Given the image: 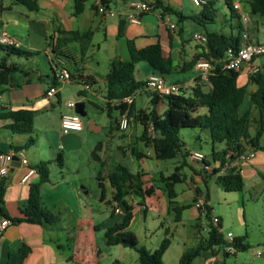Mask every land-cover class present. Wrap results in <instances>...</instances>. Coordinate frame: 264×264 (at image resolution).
Segmentation results:
<instances>
[{
  "label": "crops",
  "instance_id": "obj_1",
  "mask_svg": "<svg viewBox=\"0 0 264 264\" xmlns=\"http://www.w3.org/2000/svg\"><path fill=\"white\" fill-rule=\"evenodd\" d=\"M34 1L39 6V9L36 11L29 10L26 6L15 0H0V34L4 32L13 34L17 40L19 39L17 41L19 44L18 48L27 52L42 53L44 56L42 58H45L44 63H42L41 60H38L40 56L28 57L26 58L28 64H16L12 63L9 60L10 58L8 59V63L18 65L21 68V72L16 74L12 84L0 86V98L3 102V107H0V110L2 112L21 109L34 111V124L37 123V120H40L38 125L41 126L42 132L46 135L47 143L50 145V151L48 153L43 151H28V147L35 143L34 141L32 145L27 146L29 139L35 132L31 135L16 134L10 129L12 120H0V156L14 149L23 148L29 161V165L25 166L22 165L18 158L15 161L13 160L10 172L3 180L5 185L3 208L10 218L24 217L23 211L28 206L30 186L40 181V175L35 168L42 162L50 161L52 162L50 165L51 174L52 168H54L53 161L55 154L63 151L59 143V137L63 135L61 132V118L64 115L75 112V109L69 107L68 103H75L76 101L75 97H71L68 92L66 93L67 88L80 97L79 101L85 104V108L86 102L98 108H103L105 104L107 108L106 76L113 60H129L128 41H133L139 49L159 43L163 56L172 59L175 71L184 72L190 63L202 53L203 47L199 42L194 40V35L197 33L205 35V28L199 26L194 20L188 19L181 21L175 15H162L159 9L143 14L141 16V23L133 24L118 15L111 17L99 15L94 10L92 0H86L83 3V12L79 15H75L76 0ZM55 1L59 2L62 6L56 5ZM132 1L134 0H129L128 2L121 0L124 6L117 8V10L111 8V0H109L110 3L108 6L115 12H122L129 15V13L133 12L131 6ZM141 1L151 3L154 0ZM161 1L165 5H170L180 10L185 15H199L202 11V7L195 6L192 3L198 8L197 11L186 12L185 0ZM237 2L241 3L238 0H232V5ZM246 14L248 15V29L251 39L255 42H264V38L260 36L262 31L259 29L260 24L264 26V16L258 15V17H251L248 13ZM235 15L238 16L239 26H242L240 14L236 11ZM121 22H123L124 36L118 37ZM206 29L211 32L216 31L213 25H208ZM60 30L68 32L79 31L81 33L92 30L95 32L86 57L83 58L81 55L80 44L73 42L63 48L64 56H61L62 62L59 63L60 59L53 53L52 44L56 42L59 36L58 31ZM252 30L256 31L255 36L251 34ZM19 32L24 34L21 38L18 36ZM241 32L242 28L241 30L238 29L237 35H234L232 30L230 34H225L236 37L238 35L241 36ZM7 56L9 55L0 49V59ZM204 60L201 58L197 61V64L192 69L196 73L190 78V81L182 79L173 81L165 80L168 83H183L188 88L186 95L189 96L193 92V87L197 84L196 78L201 77L203 80L201 90L204 93L209 92L212 86L207 79L208 72L199 66ZM61 65L70 71L72 79L66 84L61 85L58 93L54 97L48 98L45 96V93L50 87L57 85V83H52L53 78H56V71ZM152 73L154 72L151 69L148 76ZM237 84L238 86H247L249 92L256 90V86L250 84V78L246 68L239 71ZM142 92L147 93V106L142 108L146 109L149 107V94L152 91L147 86L146 91L139 93ZM132 98L134 105H136L135 96ZM115 104L113 103V105ZM248 105L249 98L247 97L243 105V110H246ZM165 109V104L160 103L158 106L159 113L162 114ZM120 115L116 125L118 128ZM137 123L133 121L130 127L131 130L129 131H120L118 129L121 141L128 143V148L122 151L124 156H130L132 161L134 159L137 161L134 162V171L127 167L133 173L144 174L145 187H152L154 192L142 199H137L135 196L127 197L126 200L133 208L134 215L129 230L136 234L139 244L142 243L141 246H144L151 252H154L159 247L165 238V232L169 231L171 244L163 257V262L164 264H178L180 257L185 251L194 248L207 236L208 222L204 220L196 206L199 198L205 201V193L207 191L210 193V199L206 203L212 208L211 217L212 219H219V222L217 224L213 223V225L222 228L226 223L225 216L216 213L211 204L213 198L212 190L218 186L216 176H212V174L213 170L220 164L219 161H216L211 156V152L213 147L216 151H221L224 145L216 144L213 146L210 143L211 152L205 155L206 164L194 162L190 158H187L189 166L181 170L184 181L175 185V191L177 193L176 202L178 205L191 204L192 206L183 212L181 221L176 222L174 213L169 211L167 193L163 188L159 187V182H161L159 178L161 176L171 175L176 167L179 166L182 159L180 156L173 159L175 160L173 170L168 174L161 172L158 179L156 176L149 175L146 170V157H136L137 153L144 152L147 154L148 151V149L140 150L134 145L139 140L145 145V142L141 140L143 131L136 138L135 142L133 140L132 129ZM254 133L251 132L252 135ZM203 136L205 137V141H208L206 140L207 137L210 138L209 133L206 131ZM198 139L201 140V136H198ZM125 142L124 144H126ZM185 144L189 153L199 152L194 147L190 149L189 146L188 149V142H185ZM29 168L35 169V173L29 177L27 182L23 183L22 179L27 174ZM110 169L106 175H101L100 172H97L99 170L95 173L97 179L100 175L103 180L105 196L103 198V194H101L102 202L109 201L106 189L108 181L106 179L112 172ZM238 170L244 178L245 189L247 188L246 181H248L250 187L260 184V178H264V154L261 155L255 150V156L248 161L242 162ZM52 180L50 176L49 182L41 186L42 208L49 214L57 216L58 223L56 222L57 224L55 226L54 224L39 225L27 222L12 224L0 237V264H6L8 253L10 251H18L23 245H28L32 249L24 264H102L100 254L102 250H108L105 247L108 246L106 244V238L104 236L103 241H99L98 239L93 240L92 230L97 226H101L106 234L108 228L118 223L120 217L119 215H114L112 203L109 201V213L102 218L103 220L101 219L102 221L98 218L100 221L95 223L94 217L92 215L88 216L90 214L88 205L92 206L94 200L92 201L89 198L90 190L87 183L82 184L80 192H77L75 188L69 190V194L73 196V199L70 200L67 199L68 196L64 193L66 190L61 189V184L54 186ZM53 188L56 189L55 194ZM61 195L65 197L62 198ZM112 196L113 190L111 188V201ZM76 198L77 203L74 202ZM186 211L190 212L188 218L185 216ZM70 217H72L74 224L69 223ZM2 218L0 214V220ZM234 222L237 228H240L243 224L241 216L239 215H236ZM58 233L60 236L61 234L62 236H66V239L67 235L77 239L72 254L71 249L69 254L62 252L61 249L63 246ZM140 237H142L143 242L140 241ZM230 238H233V236ZM116 247L123 248L122 246ZM125 249H120L118 251L120 253L119 256L109 264H115L116 262L119 264H138V254L136 253L137 255L135 256L130 252L127 253V251H124ZM218 253L219 251H216L215 254L210 251L204 252L194 260V264L196 262L198 264H217ZM226 255L228 256V254ZM198 259L199 261H197Z\"/></svg>",
  "mask_w": 264,
  "mask_h": 264
},
{
  "label": "trees",
  "instance_id": "obj_2",
  "mask_svg": "<svg viewBox=\"0 0 264 264\" xmlns=\"http://www.w3.org/2000/svg\"><path fill=\"white\" fill-rule=\"evenodd\" d=\"M15 1L31 11L39 9L34 0ZM85 1L76 0L75 15L83 12ZM103 1L107 5L110 3L109 0ZM122 1L128 2L129 0ZM226 2L231 12L235 14L232 0H226ZM249 3L252 14L264 16V0H250ZM149 4L153 10H161L162 15H175L181 21L192 19L199 26L205 28L207 44L203 47L200 56L192 61L184 72L192 70L199 59L207 60L210 63L207 79L212 88L209 92L204 93L201 90L203 80L201 77H197V84L193 87V92L189 96L186 95V92L182 95H160L151 92L149 94V107L146 109H137L134 103L131 105L123 103L124 98L133 97L137 93L147 90L146 81L136 78V68L139 63L145 62L154 73L162 77L175 71L172 59L163 56L159 43L139 49L133 41H128L129 60H113L106 76V106L109 114L113 110H117L120 114L127 109L129 110L133 121L143 126L141 140L145 142L147 149L152 146L153 155L157 161L181 157L182 160L179 166L171 175L160 177L161 182L164 184L163 189L167 193L169 211L174 213L175 221L180 222L183 212L192 206L191 204L178 205L176 202L175 185L184 181L181 170L189 166L187 158L190 154L186 149L185 142L180 138V131L183 129L206 131L210 135L213 146L223 144L224 148L221 151H216L213 147L211 152V156L220 162L219 166L213 170L212 176H216V183L224 192H242L245 188V181L240 171L235 168L221 175L220 170L228 160H236L248 148L253 150L263 149L261 140L264 136V69L258 75L250 78V84L256 86V90L253 92H249L247 86H238L239 72L224 69L226 52L230 47L236 48L240 45L241 36L234 37L206 29L208 25H214L217 21L218 10L215 8L214 1H206V4L199 6L202 7V11L199 15L194 16L185 15L180 10L165 5L161 0H154ZM241 28V25L238 26L239 30ZM94 33L92 30L84 33L60 30L56 42L52 44L53 53L62 60L63 48L70 43L78 42L81 55L84 58L91 47ZM123 36L124 28L123 22H121L118 37ZM0 49L6 52L7 55L23 58L37 55L12 46H1ZM19 72H21V68L18 65L9 64L7 57L2 58L0 60V86L12 84ZM56 83V78H53L52 84ZM247 97L249 98V105L246 110H243ZM113 103L116 104L113 105ZM160 103L166 106L162 114L158 111ZM203 107L208 110L205 115L199 114L200 109ZM34 117L35 112L31 110L21 109L9 112L0 110V120H12L10 129L16 134H33ZM150 123L154 125L156 133V138L152 142L147 136V128ZM251 124L256 125L253 135L250 132ZM115 127L119 129L118 126ZM34 141L31 137L27 146L32 145ZM136 157L148 158L150 156L140 152L136 154ZM56 161L60 167L64 166L62 151L58 153ZM204 163L206 164L205 160ZM50 164V161H45L35 168L40 175V181L30 186L28 206L23 211L24 217L22 218H10L6 213L3 208L5 185L3 181L0 183V214L2 217L9 219L12 224L27 222L53 225L57 222V216L49 214L42 208L41 186L50 180ZM143 177L144 174L133 173L127 166L122 164L116 165L114 170L107 176L106 180L113 190L111 203L118 202L123 214L119 215L120 218L116 225L107 229L105 234L106 244L108 246H122L136 251L138 264H164L163 257L171 244L169 231L165 232V238L159 247L151 252L141 246L136 234L129 230L134 215L133 208L126 200L127 197L135 196L137 199H142L154 192L152 187H145ZM98 181L104 198L105 190L100 175ZM209 199L210 193L207 191L205 193V215L203 217L208 222L207 236L197 246L185 251L178 264H194V260L207 251L215 254L216 251L223 250L225 254H228L225 250L229 246H233L236 251H246L249 248L246 235L233 237V242L230 243L224 237L221 227L213 225L212 208L206 203ZM113 213L117 215L114 209ZM31 251L32 249L28 245H23L15 252L10 251L7 255L6 264H24ZM115 264L119 263L116 262Z\"/></svg>",
  "mask_w": 264,
  "mask_h": 264
},
{
  "label": "rangeland",
  "instance_id": "obj_3",
  "mask_svg": "<svg viewBox=\"0 0 264 264\" xmlns=\"http://www.w3.org/2000/svg\"><path fill=\"white\" fill-rule=\"evenodd\" d=\"M213 1L215 3L216 9L218 10L217 21L213 25L214 29L217 32H222L226 34H230L232 30L234 35H237L239 26L238 16L230 12L225 0ZM238 1L241 2L243 11L245 13H248L249 15H251V17H258V15L251 14L249 0ZM123 6L124 5L122 4L121 0H111V8H113L114 10H117V8ZM185 9L187 10L186 12L189 13L191 11H197L198 8H196L190 0H185ZM259 29L260 31H262L260 33V36L264 38V26L260 24ZM7 33L16 41L19 40H17L13 34L9 32ZM251 34L255 36L256 31L252 30ZM23 35L24 34L20 32L18 33L19 38H21V36ZM36 54V56H40L38 57V60H41V62L44 63L45 58H42L44 57L43 54L38 52H36ZM7 59L11 60L12 63L16 64H28L26 58L18 57L15 55H9L7 56ZM149 72H151V67L145 62H141L137 65L136 68V78L141 81H146ZM195 73V70H189L187 72L174 71L172 74L166 75L165 79L167 81H173L176 79L190 81V78L195 75ZM67 92L68 94H70L71 97L76 98L75 103L81 102L79 101L80 97L77 94L72 93L69 88H67L66 93ZM135 98L136 108L142 109L147 106L146 92L137 93L135 95ZM85 111L87 115L86 117L82 118L84 128L81 132L77 133L81 138L82 147L76 150L62 151L64 158L63 167H60L58 165L56 161L58 153H56L53 161L54 168H52L50 176L51 179H53L52 182L54 183V186H56L57 184H61V189L66 190L64 193L67 194V199L70 200L73 199V196L72 194H69V190L75 188L77 192H80L82 184L87 183V186L90 190L89 198L92 201L94 200L92 206H89L87 204L88 210L90 212L88 216L92 215L95 219V223H98V221L104 218V216L110 211L109 204L111 202V186L109 185V183L106 186L107 198L110 202H102V190L99 186V181L95 175L96 171L99 170L97 172H100L101 175H106L108 174L110 168V170L113 171L116 165L118 164L128 166L129 168H131V170L134 171V162L137 161L135 159L134 161H132L130 156L126 157L123 155L122 150L128 148V143L124 141L126 143L124 144V142L121 141V139L119 138V131L115 127L116 121L120 115L117 110H113L111 114H109V110L105 107V104L103 105V108H98L93 104L86 102ZM207 113L208 110L205 107L201 108L199 111V114L202 115H205ZM39 121L40 120H37V123L34 124L35 133L32 136L36 144L34 143V145L28 147V151L33 150L48 153L50 151V145L47 143L46 135L44 132H42L41 126L38 125ZM92 122L99 128V131L93 132L89 130V125ZM255 129L256 125L251 124L250 131L254 133ZM129 130L131 129L129 128L128 131ZM132 131L133 140L135 142L136 138L142 134L143 127L141 124L137 123L133 127ZM203 134H205V131L202 130L183 129L180 131V138L184 142H188V149L189 146L190 149H193L194 147L204 155H208L211 152V140L209 137H207L206 140L208 141H205V137L203 136ZM198 136H201L202 139L199 140ZM138 142H135L134 145L137 146L140 150H147L145 145L140 142V140ZM261 144L263 147L264 137L262 139ZM98 145H102L101 150L98 151L100 161H97L92 157V152ZM263 151L264 147L263 149H259L258 151L256 150V152L260 153L261 155L264 154ZM174 161L175 160L173 159L157 161L154 158V155H151L150 157L146 158L147 173L151 176H156V178L158 179L160 177L161 172H163L164 174H168L173 170ZM246 182L247 188H244L243 192H224L218 186H216L212 190V207L214 208V211L216 213H220V215L225 216L226 218V223L221 228L224 237L228 240L232 236L234 237L246 235L247 243L249 244V248L246 251H236L235 254H230L228 256L223 252V250H220L217 254V264H264V256H256L257 252H264V178H260V184L255 186L253 185L252 187L248 185V181ZM159 187L164 188V184L162 182H159ZM53 192L54 194L56 193L55 188H53ZM61 197L64 198L65 196L61 195ZM74 202L77 203V198ZM236 215L241 216V219L243 221V224L240 226V228H237L234 222ZM185 216L186 218H188L190 216V212L186 211ZM98 218H100V220H98ZM72 222V217H70L69 223L74 224V222ZM57 223H55L54 226ZM92 233L93 240H104L105 231L103 230V228H101V226L95 227V229L92 230ZM58 236L60 237L61 244L63 246V248L61 249L62 252L69 254L71 249L72 254L74 252L75 248L73 249V247L75 242H77V239H75L74 237H69L68 235L66 239V236H62V234L60 236L59 233ZM80 236H82V234H80ZM140 241L143 242L142 237H140ZM140 245H142V243H140ZM105 247H107L108 250H102V253L100 254V260L102 264H109L112 260L119 256L120 253L118 251L120 249H123L116 246ZM110 249L111 252L109 253ZM124 251H127V253L130 252L135 256L137 255L136 252H134L133 250L125 249ZM197 261H199V259Z\"/></svg>",
  "mask_w": 264,
  "mask_h": 264
},
{
  "label": "built area",
  "instance_id": "obj_4",
  "mask_svg": "<svg viewBox=\"0 0 264 264\" xmlns=\"http://www.w3.org/2000/svg\"><path fill=\"white\" fill-rule=\"evenodd\" d=\"M195 6H201L206 4L205 0H191ZM56 5L62 6L59 2L55 1ZM94 10L101 16H116L127 19L130 23L140 24L141 16L145 13L153 11L149 2L134 0L131 2L133 12L126 15L122 12H115L103 0H92ZM234 9L240 14V20L242 24L241 32V42L236 48L230 47L224 57V69L241 71L243 68L247 69V74L249 78L258 75L264 69V42H255L251 39L248 29V15L243 11L241 3L237 2L233 5ZM174 27V25H172ZM194 40L199 42L202 47L207 44V37L202 33H197L194 35ZM0 46H12L18 48L19 44L12 38L7 32L0 34ZM62 61L59 60V63ZM201 68L205 69L207 72L210 69V63L204 60L200 65ZM208 74V73H207ZM71 73L65 66H59L56 71L57 85L50 87L45 96L48 98L54 97L58 93V89L61 85L66 84L71 80ZM147 86L152 92L158 93L160 95H182L188 88L186 85L180 82L168 83L164 77L152 73L146 79ZM123 103L131 105L133 103L132 97H126L123 99ZM68 106L72 109L75 108V103L69 102ZM0 107H3L2 99L0 98ZM133 118L129 114V110H125L120 115L119 129L120 131H126L131 127ZM82 117L73 112L69 115H64L61 118V129L62 134L78 133L83 130ZM147 136L152 142L156 138V133L154 125L149 124L147 128ZM153 155L152 146L148 148L147 156ZM255 156V150L249 149V151L241 154L236 160H228L220 170V174L224 175L231 169H238L242 162L248 161ZM18 158L22 165L28 166L29 161L26 157L25 150L23 148L14 149L9 153L0 156V183L8 176L11 168V163L14 158ZM189 158L194 162L204 163L205 155L200 152H191ZM35 173V169L29 168L27 174L23 177L22 182L28 181L29 177ZM113 209L117 215H122L123 210L119 206L118 202H113ZM196 206L200 211L202 217L205 215V201L199 198L196 202ZM213 223H218V218H213ZM12 225V222L3 217L0 220V237L4 232ZM230 243L233 242V238H229ZM228 254H235L236 249L233 246H229L225 250ZM257 257L264 256V252H257Z\"/></svg>",
  "mask_w": 264,
  "mask_h": 264
},
{
  "label": "water",
  "instance_id": "obj_5",
  "mask_svg": "<svg viewBox=\"0 0 264 264\" xmlns=\"http://www.w3.org/2000/svg\"><path fill=\"white\" fill-rule=\"evenodd\" d=\"M75 113L79 114L82 118L86 117L87 113L85 111V104L83 102H77L75 103ZM89 130L93 132L99 131V128L92 122L89 125ZM59 143L61 148L64 151H70V150H76L82 147V141L80 136L77 133H69V134H63L59 137ZM102 145H98L92 152V157L100 161V158L98 156V151L101 150ZM17 160V158H14V161Z\"/></svg>",
  "mask_w": 264,
  "mask_h": 264
}]
</instances>
